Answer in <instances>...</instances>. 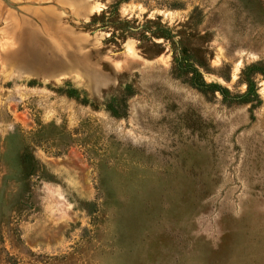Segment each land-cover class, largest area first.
Listing matches in <instances>:
<instances>
[{"label":"rangeland","instance_id":"obj_1","mask_svg":"<svg viewBox=\"0 0 264 264\" xmlns=\"http://www.w3.org/2000/svg\"><path fill=\"white\" fill-rule=\"evenodd\" d=\"M0 264H264V0H0Z\"/></svg>","mask_w":264,"mask_h":264},{"label":"trees","instance_id":"obj_2","mask_svg":"<svg viewBox=\"0 0 264 264\" xmlns=\"http://www.w3.org/2000/svg\"><path fill=\"white\" fill-rule=\"evenodd\" d=\"M174 65L172 66V75L174 78L179 79L181 82L188 84L189 86L196 88L202 94L215 93V91H219L221 94L224 89L220 88L219 85L215 83H207L203 76L200 74H195L192 77H189L190 74L189 68L187 65H183L179 59L174 58ZM188 78H185V77Z\"/></svg>","mask_w":264,"mask_h":264}]
</instances>
